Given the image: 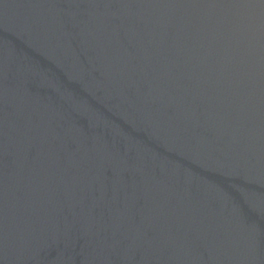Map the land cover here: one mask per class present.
Returning a JSON list of instances; mask_svg holds the SVG:
<instances>
[{
	"label": "water",
	"instance_id": "obj_1",
	"mask_svg": "<svg viewBox=\"0 0 264 264\" xmlns=\"http://www.w3.org/2000/svg\"><path fill=\"white\" fill-rule=\"evenodd\" d=\"M0 264H264V0H0Z\"/></svg>",
	"mask_w": 264,
	"mask_h": 264
}]
</instances>
